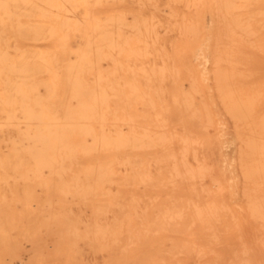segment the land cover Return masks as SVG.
Instances as JSON below:
<instances>
[{"label":"rangeland","instance_id":"374dc122","mask_svg":"<svg viewBox=\"0 0 264 264\" xmlns=\"http://www.w3.org/2000/svg\"><path fill=\"white\" fill-rule=\"evenodd\" d=\"M79 1L83 17L43 50L55 93H9L1 76L0 264H179L147 227L191 207L211 215L180 264L232 263L226 217L245 216L248 126L264 119V14L224 24L213 1V15L197 0ZM22 48L4 45L10 63ZM134 170L155 190L106 177Z\"/></svg>","mask_w":264,"mask_h":264},{"label":"bare ground","instance_id":"6f19581e","mask_svg":"<svg viewBox=\"0 0 264 264\" xmlns=\"http://www.w3.org/2000/svg\"><path fill=\"white\" fill-rule=\"evenodd\" d=\"M105 1L108 0H93L94 4H104ZM116 1L124 3L126 0ZM212 1L217 3L216 13L219 20H222L224 24L230 22V17H234V22H237L242 17H251L252 14H264V0H197L195 7L200 14L213 15ZM83 8L84 4L79 0H0V93H3L4 88H6L1 83V76L4 71H9L14 76V80L7 85L6 90L9 93H41L40 88L42 93H55V83L51 78L50 64L44 56L43 50L56 43L58 31L62 30L66 33L71 22L83 17ZM167 12L172 15L174 10L169 7ZM123 17L124 10L121 9L115 15L106 18L104 29L112 31V22L115 20L123 25ZM91 20L93 21L92 18ZM10 39L15 40L17 49L23 47L21 58L15 56L14 60L9 59L13 60L12 63L8 61V54L4 50V45L8 44ZM199 49L201 50V48ZM217 62L221 67L226 65V61L220 56H218ZM231 77L234 79L233 76ZM104 98H102V102L103 99L107 102L106 97ZM247 134L245 154L248 162L246 167L247 176L250 179L251 194L248 195L249 204L242 221H236L233 216L226 217L227 221L228 219L231 221L230 228L233 231L230 233L232 238H228L229 242L235 238L237 241L234 243L233 249L235 250L234 262L232 261L230 264H264V119L263 121L261 119L254 120L253 123L250 121ZM133 145V148L137 150L143 145V142H136ZM97 147V144L93 143L90 147L83 146V151L85 154H89L98 149ZM106 177L107 179L112 178V181L115 180L114 183L117 182V184H123L127 179L130 187L136 183L149 186L154 190L156 188L154 182L146 180L136 170L132 171L128 177L120 174L106 175ZM101 193L104 195L102 191ZM230 213L232 212L228 211L227 214L230 215ZM210 215V209L207 207L203 211H196L192 207L188 211L180 208L171 209L166 213H160L157 220L148 224L147 231L150 233L151 239L160 241V243L162 239L169 238L171 240L170 246L167 249L158 248V250H162L161 252L166 255H178L180 264L184 257L192 254L189 247L190 241L193 238L202 239L201 232L205 231ZM188 231L194 233L193 238L191 234L188 235ZM246 231L248 236H245ZM225 235L229 236V233ZM221 240L223 241V238ZM247 240L248 242H246ZM222 247L223 243H220V250ZM257 257L260 259L259 263L256 261Z\"/></svg>","mask_w":264,"mask_h":264}]
</instances>
